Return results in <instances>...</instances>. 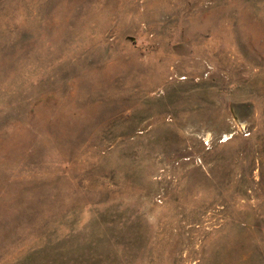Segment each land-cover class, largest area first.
Listing matches in <instances>:
<instances>
[{
  "label": "rangeland",
  "instance_id": "obj_1",
  "mask_svg": "<svg viewBox=\"0 0 264 264\" xmlns=\"http://www.w3.org/2000/svg\"><path fill=\"white\" fill-rule=\"evenodd\" d=\"M0 264H264V0H0Z\"/></svg>",
  "mask_w": 264,
  "mask_h": 264
}]
</instances>
